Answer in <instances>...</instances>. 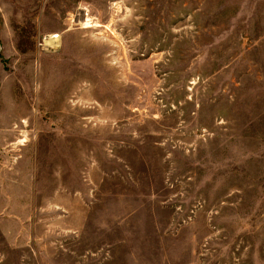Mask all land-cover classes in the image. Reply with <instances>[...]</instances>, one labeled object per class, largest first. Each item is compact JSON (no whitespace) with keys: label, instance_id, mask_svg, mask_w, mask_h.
<instances>
[{"label":"rangeland","instance_id":"rangeland-1","mask_svg":"<svg viewBox=\"0 0 264 264\" xmlns=\"http://www.w3.org/2000/svg\"><path fill=\"white\" fill-rule=\"evenodd\" d=\"M0 264H264V0H0Z\"/></svg>","mask_w":264,"mask_h":264},{"label":"bare ground","instance_id":"bare-ground-1","mask_svg":"<svg viewBox=\"0 0 264 264\" xmlns=\"http://www.w3.org/2000/svg\"><path fill=\"white\" fill-rule=\"evenodd\" d=\"M89 20H90L89 18L85 19V25H89ZM58 38H59L58 34H53V36L47 40V43H49L50 45L51 43L55 42Z\"/></svg>","mask_w":264,"mask_h":264}]
</instances>
